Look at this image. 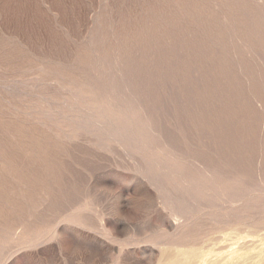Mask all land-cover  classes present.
<instances>
[{"label":"rangeland","instance_id":"1","mask_svg":"<svg viewBox=\"0 0 264 264\" xmlns=\"http://www.w3.org/2000/svg\"><path fill=\"white\" fill-rule=\"evenodd\" d=\"M263 186L264 0H0V264H264Z\"/></svg>","mask_w":264,"mask_h":264},{"label":"bare ground","instance_id":"2","mask_svg":"<svg viewBox=\"0 0 264 264\" xmlns=\"http://www.w3.org/2000/svg\"><path fill=\"white\" fill-rule=\"evenodd\" d=\"M209 183H210L209 185H211V181H210ZM215 183H216V181H215ZM218 183H219V182H218ZM218 183H217V185H218ZM225 183H226V182H225ZM239 183H240V182H239ZM243 183H244V182H243ZM206 184H207V183H206ZM213 184H214V183H213ZM213 184H212V186H213ZM223 184H224V183H223ZM254 184H255V182H254ZM257 184H258V182H257ZM203 185H204V184H203ZM209 185H208V186H209ZM236 185H237V187H238V184H236ZM252 185H253V184H252ZM206 186H207V185H206ZM212 186H211V187H212ZM225 186H226V185H225ZM227 186H228V185H227ZM229 186H230V185H229ZM239 186H241V184H240ZM261 186H262V185H261ZM204 187H205V186H204ZM214 187H216V186H214ZM233 187H234V186H233ZM235 187H236V186H235ZM243 187H244V186H243ZM246 187H247V185L244 187L245 190H246V189L249 190V187H248V188H246ZM206 188H209V187H206ZM230 188H231V187H230ZM258 188H259V187H257V189H258ZM261 188H262V187H260V189H261ZM263 188H264V186H263ZM263 188H262V190H263ZM240 190H241V189H240ZM252 190H253V187H252ZM211 191H213V190H211ZM215 191H216V189H215ZM233 191H235V190H233ZM258 191H259V190H258ZM219 192H220V190H219ZM227 192H228V191H227ZM231 192H232V191H231ZM259 192H260V191H259ZM263 192H264V191H263ZM260 193H261V192H260ZM224 194H225V193H224ZM229 195L231 196V193H229ZM229 195H228V196H229ZM263 195H264V193H263ZM263 195L261 194V196H263ZM228 196H227V197H228ZM230 196H229V197H230ZM244 196H245V195H244ZM227 197H225V199H227ZM229 197H228V198H229ZM233 197H234V195H233ZM247 197H248V196H247ZM257 197H258V196H257ZM230 198H231V197H230ZM230 198H229V199H230ZM229 199H227V201H229ZM233 199H234V198H233ZM235 199H236V198H235ZM242 199H243V198H242ZM231 200H232V199H231ZM236 200H237V199H236ZM236 200H233L232 203H231L230 201H229V202H230L231 204H233V202L236 201ZM239 200H240V199H239V196H238V200H237V201H239ZM250 200H251V198H250ZM250 200L248 199L247 202H249ZM255 200H256V199H255ZM260 200H261V199H260ZM225 201H226V200H225ZM237 201H236V202H237ZM253 201H254V200H253ZM253 201H252V202H253ZM257 201H259V200H257ZM262 201H263V199H262ZM229 202H228V205L230 204ZM239 202H240V201H239ZM241 202H242V201H241ZM247 202H246V203L244 202V203L247 204ZM252 202L250 201V203H252ZM263 202H264V201H263ZM263 202H262V203H263ZM220 203H221V201H220ZM234 203H235V202H234ZM242 203H243V202H242ZM242 203H241V204H242ZM262 203H261V204H262ZM212 204H213V202H212ZM214 204H215V203H214ZM217 204H219V203H217ZM224 204H226V203H224ZM231 204H230V205H231ZM235 204H236V203H235ZM241 204H240V205H241ZM254 204H256V203L254 202ZM215 205H216V204H215ZM237 205H238V204H237ZM213 206H214V205H213ZM219 206H220V205H219ZM247 206H248V205H247ZM247 206H246V208H249V207H250V205H249L248 207H247ZM258 206H260V204H258ZM262 206H263V204H262ZM221 207H222V206H221ZM223 207H224V206H223ZM255 207H256V206H254V209L257 210L258 208L256 207V208H257V209H256ZM218 208H219V207H218ZM234 208H236V207H234ZM243 208H244V207H243ZM262 208H264V207H262ZM259 211L261 212L262 210L259 209ZM263 211H264V209H263ZM263 211H262V212H263ZM260 212H259V213H260ZM237 214H238V213H237ZM180 216H181V215H180ZM180 216H179V217H180ZM231 216H232V215H231ZM176 217H177V216H176ZM176 217H175V218H176ZM232 217H233V216H232ZM234 217H235V215H234ZM228 218H229V220H230V216L227 217V219H228ZM235 219H236V218H234V220H235ZM173 220L176 221L175 219H173ZM180 220L183 221V219H180ZM234 220H232V221L236 223L237 221H234ZM237 220H238V218H237ZM177 221H178V220H177ZM182 221H181V222H182ZM184 221H185V220H184ZM217 221H218V220H217ZM241 221H242V220H241ZM179 222H180V221H179ZM181 222H180V223H181ZM220 223H221V222H220ZM235 223H234V224H235ZM174 224H175V223H174ZM176 224H177V223H176ZM216 224H217V223H216ZM240 224H242V223L240 222ZM181 225L183 226L184 223H183V224H180V226H181ZM176 226L178 227V225H176ZM229 226H230V225H229ZM226 227H227V226H226ZM235 227H236V225H235ZM238 227H239V225H238ZM247 227H248V226H247ZM247 227H246V228H247ZM174 228H176V227H174ZM228 228H229V227H228ZM232 228L234 229V226H233ZM232 228H231V229H232ZM236 228H237V227H236ZM233 229L230 230V231H233ZM238 229L240 230V227H239ZM260 229H261V228H260ZM239 230H238V231H239ZM258 230H259V229H258ZM230 231H229V233H231ZM240 231H241V230H240ZM246 231H247V230H246ZM256 231H257V230H256ZM259 231H260V230H259ZM262 231H263V230H262ZM262 231H261V232H262ZM220 232H221V231H220ZM220 232H219V234H220ZM225 232H226V230H225ZM233 232L236 233L237 231H233ZM241 232H242V231H241ZM247 232H248V231H247ZM251 232L253 233V231H251ZM251 232H250V234H251ZM261 232H260V233H261ZM227 233H228V232H227ZM227 233H226L224 236H227V235L229 234V233H228V234H227ZM237 233H238V232H237ZM258 233H259V232H258ZM260 233H259V235H260ZM219 234H218V235H219ZM222 234H224V233L221 232V235H220V236H222ZM232 234H233V233H232ZM232 234H229V235H230V237H232L233 239H232V238L229 239V240H228L227 238L224 239V240L227 239V240L229 241V243H228V244L226 243V245H225L224 248H220V249H219L220 252H215V251H216V250H215L216 248H215V249H214L215 251H214V250H209V251L206 250L207 252L204 253L205 250L203 251V250L200 248V250L203 251V252H199V253L197 252V253H198V255H199L200 253H202V255H201L202 258H201V257L198 258V257L196 256V257L198 258V260H200V261H196V262H194V263H192V264H216V263L218 264V263H219L220 261H222V260H223V261H226L225 259L228 260V261H227L228 263L231 262L230 264L235 263V260H236V259L233 260V258H235V257L240 258L241 255H240V257H238V256H239V255H238V251L240 252V249H241L242 247L244 248V245H242V243H241V241H242L241 239L244 240V238H245V240H246L247 237H244V236L246 235V233H245V235H244V234L242 235L243 238H242V237H241V238H236V235L239 234V233H238V234H236V235L234 236V237H235V239H234V237H233ZM254 234H255V233H253V235H254ZM256 234H257V232H256ZM256 234H255V235H256ZM261 234H262V233H261ZM263 234H264V232H263ZM263 234H262L261 236H264ZM218 235H217V236H218ZM229 235H228V236H229ZM231 235H232V236H231ZM259 235H257V236H259ZM248 236H250V235H248ZM251 236H252V235H251ZM251 236H250V237H251ZM257 236H256V237H257ZM213 237H214V236H213ZM222 237H223V236H222ZM222 237H221V239H222ZM238 237H239V236H238ZM215 238H218V237H215ZM223 238H224V237H223ZM228 238H229V237H228ZM252 238L254 239V237H252ZM259 238H260V236H259ZM209 239H210V238H209ZM262 239H263V238H262ZM214 240H215V239H214ZM227 240H226V241H227ZM256 240L259 241L257 238H256ZM205 241H208V240H205ZM218 241H219V240H218ZM222 241H223V240H222ZM222 241H220V242H222ZM212 242H215V241L212 240V241H211V244H213ZM223 242H224V241H223ZM207 243H208V242H207ZM207 243H206V245L208 246L209 244H207ZM224 243H225V242H224ZM202 244H203V243H202ZM219 244H220V245H219ZM219 244H218L219 247H220V246L222 247L221 243H219ZM255 244H256V243H255ZM259 244H260V243H258V245H259ZM261 244L263 245L264 242L262 241ZM215 245H216V244H213V246L211 245L212 248L217 246V245H216V246H215ZM252 245H254V244H252ZM252 245H251V246H252ZM262 245H261V246L259 245L261 251H262V249L264 250V245H263V246H262ZM207 246H205V247H207ZM209 246H210V245H209ZM209 246H208V247H209ZM211 246H210V248H211ZM251 246H250V247H251ZM187 247H188V246H187ZM189 247H190V246H189ZM203 247H204V246H203ZM205 247H204V249H205ZM208 247H207V248H208ZM256 247H257V244H256ZM261 247H263V248H261ZM191 248H194V249H195L194 245H193V247H191ZM191 248H190V249H191ZM243 248H242V250H243ZM246 248L248 249L247 246H246L244 249H246ZM254 248H255V247L253 246V248H251V249L253 250ZM194 249H192V250H194ZM224 249H227V250H225L224 252H221V250H224ZM195 250H196V249H195ZM195 250H194V251H195ZM198 250H199V248H198ZM198 250H197V251H198ZM256 250L259 251L257 248H255V251H256ZM184 251H186V250H184ZM189 251H190V250H189ZM194 251H193V253H191V254H194V253H195ZM249 251H251V250H249ZM249 251H248V252L245 251L244 254L247 255V254L249 253ZM261 251H260V252H261ZM243 252H244V251L240 252V254L243 253ZM246 252H247V253H246ZM260 252H259V253H260ZM203 253H204V254H203ZM262 253H264V252H262ZM191 254H190V256H191ZM244 254H242V255H243L242 257H243V258L245 257V260H246V259H247V256L244 255ZM251 254H254V252H253V253H250V255H251ZM255 254H257V253H255ZM196 255H197V254H196ZM250 255L248 254V256H250ZM233 256H234V257H233ZM255 256H256V255H255ZM260 256H261V255H260ZM186 257H187V255H186ZM186 257H185V258H186ZM193 257H195V256H193ZM193 257L191 256L190 258H193ZM242 257H241V259H242ZM256 257H257V256H256ZM262 257H263V254H262ZM183 258H184V256H183ZM188 258H189V257H188ZM197 258H196V260H197ZM168 259H169V258H168ZM230 259H232L234 262L229 261ZM250 259H251V258H250ZM261 259H262V258H261ZM263 259H264V258H263ZM182 260H183V259H182ZM182 260H181V261H182ZM194 260H195V259H194ZM210 260H211V261H210ZM212 260H213V261H212ZM237 260H238V259H237ZM245 260H244V261H245ZM259 260H260V258H259ZM173 261H174V260H173ZM173 261H172V263H173ZM239 261H240V259H239ZM241 261H243V259H242ZM244 261H243V263H244ZM257 261H258V258H257ZM178 262H179V261H178ZM178 262H177V263H178ZM186 262H187V261H186ZM186 262H185V263H186ZM227 262H226V263H227ZM237 262H238V261H237ZM254 262H256V260H254ZM254 262H252V263H254ZM261 262H262V261H261ZM261 262H260V263H261ZM168 263H169V261H168ZM172 263H171V264H172ZM179 263H180V262H179ZM185 263H182V264H185ZM220 263H223V264H224V262H220ZM226 263H225V264H226ZM241 263H242V262H241ZM252 263H251V264H252ZM173 264H174V263H173ZM190 264H191V262H190ZM235 264H236V263H235ZM254 264H255V263H254Z\"/></svg>","mask_w":264,"mask_h":264}]
</instances>
